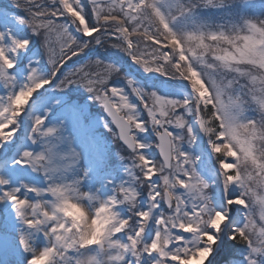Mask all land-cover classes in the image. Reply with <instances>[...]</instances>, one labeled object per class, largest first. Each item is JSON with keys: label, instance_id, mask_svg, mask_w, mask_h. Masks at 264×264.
Here are the masks:
<instances>
[{"label": "snow or ice", "instance_id": "6c2138e0", "mask_svg": "<svg viewBox=\"0 0 264 264\" xmlns=\"http://www.w3.org/2000/svg\"><path fill=\"white\" fill-rule=\"evenodd\" d=\"M0 264H264V0L0 6Z\"/></svg>", "mask_w": 264, "mask_h": 264}, {"label": "rangeland", "instance_id": "374dc122", "mask_svg": "<svg viewBox=\"0 0 264 264\" xmlns=\"http://www.w3.org/2000/svg\"><path fill=\"white\" fill-rule=\"evenodd\" d=\"M8 3H9V0H0V6H4V5L8 4ZM70 63H71V62H70ZM90 70H91V69H90ZM92 111H93V112H99L100 109H99V107H96V108H93Z\"/></svg>", "mask_w": 264, "mask_h": 264}]
</instances>
